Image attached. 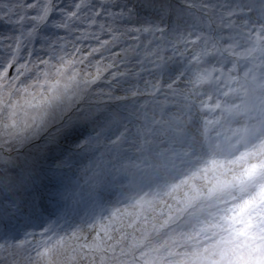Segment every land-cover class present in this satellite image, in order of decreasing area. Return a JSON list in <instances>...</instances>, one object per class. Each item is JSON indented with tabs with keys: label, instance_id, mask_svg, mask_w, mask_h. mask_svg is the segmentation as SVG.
<instances>
[{
	"label": "snow or ice",
	"instance_id": "6c2138e0",
	"mask_svg": "<svg viewBox=\"0 0 264 264\" xmlns=\"http://www.w3.org/2000/svg\"><path fill=\"white\" fill-rule=\"evenodd\" d=\"M157 2L159 19L127 33L137 48L147 49V64L138 53L135 63L153 75L143 82L157 103L149 109L151 117L133 105L122 131L110 141L115 149L129 141L130 148L152 162L139 175L136 197L111 213L109 219L115 220L111 229L97 231L88 225L95 238L80 235L78 244L63 254H72V264H184L187 259L199 264H264V0ZM25 7L34 10L31 30L0 37V50L6 48L9 57L0 62V147L24 129L44 123L58 101L70 108L89 92H95L101 103L121 100L112 89L121 78L135 74L125 71L129 46H118L119 30L108 23L133 15L132 9H111L109 0L98 7L92 0H76L58 25L68 34L48 45L43 56L31 59L34 54L28 49L34 33L62 5L31 0ZM17 15L18 24L27 18ZM204 22L207 28L201 27ZM141 34L152 37L146 45L140 43ZM10 69L15 75H9ZM26 73L35 77L37 88L41 77L53 73L67 75L71 86L50 96L21 127L13 116V97L25 91L17 81ZM165 75L167 79H162ZM101 80L112 86L107 93L93 87ZM144 95L133 88L130 98ZM236 124L240 127H233ZM141 137L143 143L137 147ZM194 206L207 211L216 220L210 226L221 232L179 231L191 227L182 225V214ZM75 235L70 233L69 238ZM157 239L159 243H154ZM35 240L32 234L27 243L32 246ZM205 240L215 242L205 245ZM189 241L202 250L190 257L175 250ZM56 247L50 235L36 243L34 264H66L54 254Z\"/></svg>",
	"mask_w": 264,
	"mask_h": 264
},
{
	"label": "rangeland",
	"instance_id": "374dc122",
	"mask_svg": "<svg viewBox=\"0 0 264 264\" xmlns=\"http://www.w3.org/2000/svg\"><path fill=\"white\" fill-rule=\"evenodd\" d=\"M29 2L31 0H0V37H14L21 31L31 30L30 17L34 15V10L25 7ZM92 2L98 7L107 0ZM55 3L62 7L34 33L32 46L28 49L34 54L31 59L43 56L48 45L68 34L58 25L65 19V12L72 10L76 0H55ZM120 7L121 10L132 9L134 14L116 22L109 21V24L114 30H119L115 33L119 38L118 46H129V67L125 71L135 74L121 78L114 89L104 80L98 81L93 87L97 93H107L112 89V94L122 99L101 103L95 92H89L76 99L70 108L58 101L50 108V115L44 123L24 129L17 133L14 140L0 147V154L4 157L0 160V245L3 246L0 249V260L3 264H34L37 258L32 247L47 239L48 235L57 244L54 252L57 259L72 264V254L69 252L64 255V250L77 245V237L80 235H92L95 238L88 230V225H95L97 231L105 227L110 230L115 223V220L109 219L111 213L116 208H122L123 201L131 202L136 197L139 175L142 169H147L145 155L130 148L129 141H125L119 149L113 148L110 141L122 131L120 126L127 122L133 105L145 109L151 103L153 96L147 94L151 89L148 90L144 83L137 85L125 82L126 79L135 81L137 78L153 76L142 72L136 65L137 53L138 58L147 64V49L137 48V42L131 41L127 33L132 28L142 26L140 14L149 15L146 12L149 11L157 15L160 7L157 0H117L116 3H111L112 9ZM18 12L27 17L20 24L17 23ZM203 24L201 27L207 28V22L206 26ZM102 38L109 37L102 34ZM151 38L148 34H141L140 43L146 45L147 39ZM89 43L95 46L94 41ZM0 54V62L6 63L9 58L7 49L0 50ZM67 72L68 69L65 68V73ZM9 75L15 73L10 69ZM21 81L24 83L21 84ZM21 81H17V84L25 88V91L13 97L16 105L13 116L21 127L38 114L50 96L62 92L66 85L71 86L67 75L61 77L55 73L48 78L41 77L38 88L34 87L36 79L31 73H26ZM133 88L144 91L145 95L131 99ZM114 118L118 123L114 124ZM53 130L57 133L47 140V135ZM42 144L44 147H41ZM89 154H92V158L88 157ZM79 205L85 206L83 211H77ZM54 208L59 211L58 217H55L57 214L54 217L51 214ZM219 215L217 214V219ZM185 222L191 227L182 226L179 231H207L209 235L221 232L220 228L210 226L216 220L208 216L207 211H201L199 206L189 208L182 214V225ZM239 226L238 224L237 227ZM79 229H84L83 233ZM45 230L51 231L41 235ZM73 232L76 235L70 239L69 234ZM32 234L36 240L29 246L27 241L32 240ZM57 237H63L64 240L57 241ZM200 239H204L203 235ZM214 242L205 240V245ZM154 243H159V240H154ZM175 250L188 253L190 257L192 252L202 249L196 246L195 241H189L186 247ZM184 264L199 262L187 259Z\"/></svg>",
	"mask_w": 264,
	"mask_h": 264
},
{
	"label": "trees",
	"instance_id": "16d2710c",
	"mask_svg": "<svg viewBox=\"0 0 264 264\" xmlns=\"http://www.w3.org/2000/svg\"><path fill=\"white\" fill-rule=\"evenodd\" d=\"M117 2V0H109V7L111 8V3H116ZM122 3V2H121ZM112 9V8H111ZM114 10H116L115 8H113ZM118 10H121L122 9V7H120V8H117ZM146 12H148L149 13V15H144V14H140L141 16H142V20H143V23L144 22H146V21H155V20H158V16L160 15V12H158V14L157 15H155V14H153L152 12H149V11H146ZM100 23H105L104 21H100ZM108 23H109V21H108ZM206 24V22H204V26H206L205 25ZM156 75H159V73H157ZM162 79H167V77H165V76H163V77H161ZM153 79V76H148L147 78H137L135 81H132V79H129V80H125V82L126 83H133V84H137V85H140V84H142V83H144L143 81L144 80H149V81H151ZM148 90H150L149 88H148ZM151 91V90H150ZM156 101V98L155 97H152L151 98V103L152 102H155ZM160 102L162 103V104H167V102L166 101H164L163 100V97H160ZM145 111L147 112V114L148 115H150L151 114V111H149V108L147 107V108H145ZM113 114L115 115V113L113 112ZM116 117V116H115ZM233 127H240V125H238V124H236V125H233ZM50 131V130H49ZM57 132H55L54 130L53 131H51L50 133H49V135H47L48 136V138H47V136H46V138H47V140H49L50 138H53V136L56 134ZM71 137V136H70ZM72 138V137H71ZM141 139H142V137H141ZM140 139V141L138 142V144L140 145V144H142L143 143V140H141ZM67 152H69V151H67ZM71 152H73V151H71ZM66 160V159H65ZM65 162H67V160L65 161ZM152 161L151 160H148L147 162L145 161L144 163L145 164H148V163H151ZM68 168H71V167H68Z\"/></svg>",
	"mask_w": 264,
	"mask_h": 264
},
{
	"label": "bare ground",
	"instance_id": "6f19581e",
	"mask_svg": "<svg viewBox=\"0 0 264 264\" xmlns=\"http://www.w3.org/2000/svg\"><path fill=\"white\" fill-rule=\"evenodd\" d=\"M0 58H2V55L0 54ZM127 80H129V79H127ZM156 103H157V101H155V102H152V103H150L147 107L149 108V109H151V108H154L155 107V105H156ZM150 111V110H149ZM149 117H151V114L150 115H148ZM120 123H121V121H119ZM124 125V124H123ZM123 125H121L120 127H122L123 128ZM141 140H143V138L141 139ZM130 143V142H129ZM43 145V144H42ZM139 146V144H137V147ZM41 147H44V145L43 146H41ZM88 157L89 158H92V154H89L88 155ZM82 159H84V158H82ZM143 170V169H142ZM12 186V185H11ZM53 207L54 206H56V205H52ZM85 206H83V205H79L78 206V210L77 211H83V208H84ZM87 209V208H86ZM52 212L53 213H51L52 214V216L54 217L56 214H57V216H55V217H58V215H60L59 214V211H57L55 208L54 209H52ZM82 215H83V213H82ZM28 253V252H27Z\"/></svg>",
	"mask_w": 264,
	"mask_h": 264
}]
</instances>
